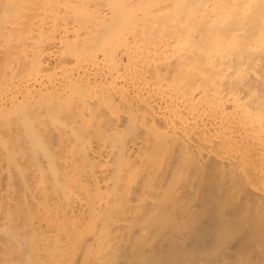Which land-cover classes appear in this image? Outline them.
Returning a JSON list of instances; mask_svg holds the SVG:
<instances>
[{
	"label": "bare ground",
	"instance_id": "1",
	"mask_svg": "<svg viewBox=\"0 0 264 264\" xmlns=\"http://www.w3.org/2000/svg\"><path fill=\"white\" fill-rule=\"evenodd\" d=\"M0 264H264V0H0Z\"/></svg>",
	"mask_w": 264,
	"mask_h": 264
}]
</instances>
